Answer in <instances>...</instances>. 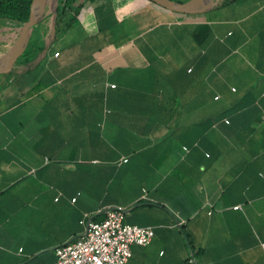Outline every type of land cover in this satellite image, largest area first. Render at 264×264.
Instances as JSON below:
<instances>
[{
	"label": "crops",
	"instance_id": "crops-1",
	"mask_svg": "<svg viewBox=\"0 0 264 264\" xmlns=\"http://www.w3.org/2000/svg\"><path fill=\"white\" fill-rule=\"evenodd\" d=\"M78 6L0 74V264L108 207L154 232L126 264H264V0Z\"/></svg>",
	"mask_w": 264,
	"mask_h": 264
},
{
	"label": "built area",
	"instance_id": "built-area-1",
	"mask_svg": "<svg viewBox=\"0 0 264 264\" xmlns=\"http://www.w3.org/2000/svg\"><path fill=\"white\" fill-rule=\"evenodd\" d=\"M102 212L100 222L83 219L82 231L54 249L55 264H126L132 246L145 247L151 242L152 228L123 222L127 209L108 207ZM182 224L183 221L179 226Z\"/></svg>",
	"mask_w": 264,
	"mask_h": 264
},
{
	"label": "rangeland",
	"instance_id": "rangeland-1",
	"mask_svg": "<svg viewBox=\"0 0 264 264\" xmlns=\"http://www.w3.org/2000/svg\"><path fill=\"white\" fill-rule=\"evenodd\" d=\"M65 1L66 0H58L57 1V6H56L55 12L53 14L42 15L41 17L37 18V24H36L37 26L34 28V31L31 35L30 40L38 39V38L42 40L44 34H47V35L53 34L54 35L55 29H56L55 23H56L57 17H61L63 15V13L65 11H67L66 6H64ZM88 1L96 2L98 0H88ZM180 1H184V0H180ZM188 1H190V0H188ZM206 1L207 0H202L199 7H202ZM221 1H223V0H218L217 2H221ZM174 2H176V1H174ZM217 2H215V3H217ZM177 3H179V2H177ZM215 3H213V4H215ZM213 4H210L208 6H211ZM43 6H44V0H42L41 3L38 4L37 7L42 9ZM179 15L186 17V16H189L190 14H179ZM51 16H53V22H54L53 26L47 25V20ZM0 24H1L0 25V43L8 49L6 54H4V51L2 52V54H4V55L0 56V61H5L15 51L17 44L19 43V41L22 37L21 33L24 32V27H23L24 23H18V22H15V21H13L11 19H7V18H0Z\"/></svg>",
	"mask_w": 264,
	"mask_h": 264
},
{
	"label": "trees",
	"instance_id": "trees-1",
	"mask_svg": "<svg viewBox=\"0 0 264 264\" xmlns=\"http://www.w3.org/2000/svg\"><path fill=\"white\" fill-rule=\"evenodd\" d=\"M42 0L38 1V4L41 3ZM224 2H233L235 0H223ZM76 0H66L64 6H66L67 11L63 13L61 17H57L56 20V29L54 32V38L56 39L60 33L64 32L75 20V15L79 12L80 7L74 8V3ZM32 0H0V18H7L11 19L18 23H25L28 21L29 13H30V5ZM46 0H44L45 6ZM38 6V5H37ZM43 8H38L36 10V17L40 16L44 10ZM74 15V16H73ZM1 25V24H0ZM4 45L0 43V54L5 49L3 48ZM24 56L21 55L19 58Z\"/></svg>",
	"mask_w": 264,
	"mask_h": 264
},
{
	"label": "water",
	"instance_id": "water-1",
	"mask_svg": "<svg viewBox=\"0 0 264 264\" xmlns=\"http://www.w3.org/2000/svg\"><path fill=\"white\" fill-rule=\"evenodd\" d=\"M38 1L39 0H32V3L30 5L29 18L28 21L23 24L24 32L21 33L22 37L19 43L17 44L15 51L7 60L0 61V74L7 73L11 69L15 61L18 59V57H20L23 51L25 50L30 40L33 29L37 24L36 10H37ZM147 1L155 4L156 6L162 9H165L173 13L192 14L198 10L202 0H190L186 3H177L171 0H147ZM207 7L209 6L208 5L205 6L202 11H204Z\"/></svg>",
	"mask_w": 264,
	"mask_h": 264
},
{
	"label": "bare ground",
	"instance_id": "bare-ground-1",
	"mask_svg": "<svg viewBox=\"0 0 264 264\" xmlns=\"http://www.w3.org/2000/svg\"><path fill=\"white\" fill-rule=\"evenodd\" d=\"M57 1L58 0H46L45 3V7L44 10L42 12V14L39 16L41 17L42 15H47V14H53L55 12V8L57 6ZM218 0H207L204 5L202 7H199L198 10L195 13H200L202 12L203 8L207 5L213 4L215 2H217ZM54 2V3H53ZM38 18V16L36 17V19ZM54 22H53V16L49 17L47 20V25L53 26Z\"/></svg>",
	"mask_w": 264,
	"mask_h": 264
}]
</instances>
